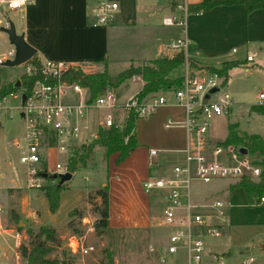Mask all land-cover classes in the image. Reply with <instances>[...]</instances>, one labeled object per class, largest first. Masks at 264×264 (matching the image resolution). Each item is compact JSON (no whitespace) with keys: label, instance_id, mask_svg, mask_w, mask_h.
<instances>
[{"label":"crops","instance_id":"obj_1","mask_svg":"<svg viewBox=\"0 0 264 264\" xmlns=\"http://www.w3.org/2000/svg\"><path fill=\"white\" fill-rule=\"evenodd\" d=\"M98 1L33 0V4L20 12L23 21L17 33L24 34L26 42L36 49L41 61H64L77 65L96 62L103 68L106 65L109 69L111 58L121 55L124 56L118 58L120 62L126 65L131 62L128 68L131 65L139 66L150 60L175 55L169 49L172 42L167 45L163 43L160 37L163 35L162 32L151 28L144 29L145 24H139L138 0H108L117 3L118 10L114 21L106 25L94 24ZM145 1L149 2V0ZM201 1L168 0V8L176 12ZM180 38L190 42L193 58L206 65L238 61L241 62L240 65L234 67L238 68L245 62L254 63L255 58L254 62L247 61V57L252 54H255V57L257 54L261 55L262 60L258 63L264 64V8L248 14L242 5L221 6L202 14L187 15L185 27L183 30L180 28L177 40ZM113 41H115L114 44ZM251 47L254 52H248L245 61L235 58V55ZM111 48L114 49L113 52L110 51ZM234 68L229 71L228 77ZM130 81L139 84L136 95L141 90L143 81L141 77H135ZM135 95L129 97L127 101ZM166 97L167 104L158 107L150 117L138 120L136 125L138 147L131 155L121 163H116L117 153L106 157L103 152H100V162L106 167V177L100 180V187L90 185L87 191L78 193L72 192V187L68 185V189L61 193L60 209L73 210L80 207L91 190L108 184L109 227L122 231L153 230L152 203L156 204L159 200L155 196L164 192L153 191L148 194L144 189V182L149 178L170 177L172 167L184 163L183 150L187 146V134L182 125L166 127L168 120L183 122L185 109L174 102L173 92L167 93ZM160 136L163 137L162 140ZM209 140L212 144L224 141H214L212 138ZM152 151H155L156 155H152ZM172 158L173 165H171ZM9 165L4 169L6 176ZM24 168L25 179H27V168L25 166ZM11 178L12 186L0 188V228H3V221L7 220L6 215L10 210V213L15 211L16 216L26 225L34 223L39 227L44 226L39 221V212L34 209L36 205L24 198V191L27 188L22 187L16 177ZM231 180L218 192L227 191L226 199L230 205L232 202L237 204L242 202V206L244 204L249 206L248 208L252 211L251 216L258 218L260 222L254 226H241L234 224V221V225L231 222L230 227L223 229L220 237H207L204 264H246L251 258L254 261L249 264H264V208L259 209L264 202L250 205L243 189H230L237 182V180ZM37 198L44 206L42 197ZM208 199L205 198V200ZM212 200L196 204H207ZM232 214L233 212L231 217ZM157 222L160 223L161 220ZM236 229L240 231L234 234ZM5 232L11 231L5 230ZM0 235H2L1 230ZM20 238V234H17L14 244L16 247L19 245ZM255 243H259L261 254H254L255 257H253L249 252L245 255L243 252L250 251L249 249L253 248ZM165 248L166 246L158 251L157 260L159 257L166 256V264H187L185 250L182 249L176 255L167 256ZM0 249L7 250L5 247L2 248L1 242Z\"/></svg>","mask_w":264,"mask_h":264},{"label":"built area","instance_id":"obj_2","mask_svg":"<svg viewBox=\"0 0 264 264\" xmlns=\"http://www.w3.org/2000/svg\"><path fill=\"white\" fill-rule=\"evenodd\" d=\"M31 4L33 0H0V7L5 6L10 11L23 10ZM117 10V3L99 0L94 24L111 23ZM179 13L180 16L164 18L163 24L177 25L183 30L188 15L186 7L181 8ZM169 49L173 53L184 51L187 56L191 44L180 38L172 42ZM14 55L13 48L8 52L7 58H0V65L12 60ZM254 58L255 54L249 55L247 61L254 62ZM30 61L24 64V75L35 79L31 90L27 93L20 84L21 89L10 95L21 100V117L26 128L24 136L14 142V147L19 152L20 163L27 168L30 188L41 189L44 186V173L60 175L70 172L69 159L76 149L81 144L87 145L96 139L101 127H112L116 121L114 113L117 110L127 114L137 107L139 118L143 119L168 103L166 95H161L151 97L153 101L150 103L144 100L139 104L131 98L120 104L113 90H107L92 99L89 89L67 78L77 64L47 60L41 61L37 66ZM206 81L199 76L186 74L182 87L173 92L174 102L185 109V119L181 123L168 120L166 127H184L187 134V146L183 150L184 163L174 166L172 175L168 178H149L144 182L146 193L164 192L165 204L160 220L165 226L173 228L169 244L165 248L167 256L176 255L183 249L187 253V264H204L206 238L220 237L227 225V205L223 201L216 199L207 204L191 201L192 181L195 179L207 184L217 179H254L262 173L249 154L240 153L239 147L210 142L207 135L209 122L215 116L227 114L233 101L227 94L220 96L219 102L206 101L204 98L208 91L217 87L215 81L209 80L208 90ZM23 95H26L25 101ZM259 100L264 103V90L259 93ZM99 111L105 114L103 121L97 116ZM119 125H122L121 121ZM83 134L87 135V139L78 143ZM52 150L56 155L65 158L57 161L53 167H48L43 162L45 155ZM151 153L156 155L155 151ZM85 220L87 219H83V222ZM67 248L72 256L88 257L96 252L93 245L86 244L83 236L75 234L68 237ZM253 261L251 258L246 264ZM155 264H166V256L159 257Z\"/></svg>","mask_w":264,"mask_h":264},{"label":"rangeland","instance_id":"obj_3","mask_svg":"<svg viewBox=\"0 0 264 264\" xmlns=\"http://www.w3.org/2000/svg\"><path fill=\"white\" fill-rule=\"evenodd\" d=\"M20 12L21 10L10 11L5 6L0 7V58H7L8 51L14 48L9 41L8 34L1 31V28L6 27L5 25L7 23H13L16 31L19 33L20 24L23 21ZM173 16H180V13L179 11L172 12V10L168 8V0H149V2H146L145 0H138L139 24L141 25L144 23V29L151 28L153 30L156 29L160 33L162 32L163 35L160 37L163 39V43L166 45L176 41L178 35L180 34V27L177 25H163L164 18ZM114 42L115 41H113V44ZM149 44H151V42H149ZM110 51L113 52L114 49L111 48ZM248 52H254L252 47L248 50L245 49L244 51L235 55V58L245 61V57ZM123 56L124 55H121L117 58H111V66H109L108 72L112 76H117L130 65L131 62L126 65L118 60V58H123ZM187 56L193 58V51L190 50ZM115 59L116 62H114ZM261 60L262 56L257 54L254 63L245 62V64L242 66L234 68L229 74V84L226 86H221V79L205 70L206 64L204 62L197 61L198 66L202 67H197L196 65L197 68H195L191 67L189 64H186V66H181L173 72V76L177 77L190 74L193 76H199L203 79V81L207 80L206 87L208 90L210 89V85L207 86L208 81H215L217 87L220 88V91L212 95L210 101L213 103L219 102L220 96L227 94L231 97L233 106L229 108L227 114L224 113L220 116H215L209 122V126L207 127V135L209 138H212L214 141L224 140L229 132L230 124H236L238 126L237 130L241 135L256 134L264 138V114L251 111V107L253 105L261 103L259 100V93L264 89V64L258 63V61L261 62ZM76 66L88 74L100 72L104 69L96 62ZM24 74V65L16 67H6L4 65H0V89L3 86L17 82L18 80H22V76ZM138 90L139 84L127 81L120 87L114 89L113 92L117 97L118 102H120V104H124L127 102V99L132 95H135ZM161 95L166 94L158 93L156 95H152V97H159ZM150 98L147 99L148 103L153 101V99ZM20 107L21 100L17 98L14 99L10 95L0 104V188L12 186L13 183H11V177H16L18 179V183H20L22 187L24 186V188H27L24 191V198L29 199L30 202L36 205L37 209H34L39 212L38 218L40 223H42L44 226L58 228L57 234L59 236V240L61 241V245L56 249V251L52 252L49 257L52 260H58V264L157 263L156 257L158 255V251L163 249L165 246L167 247L169 244V236L173 229L163 225L162 221L160 223L157 222V220L162 218V207L165 204L164 193L160 192V194L157 195L153 194L156 195L155 198L162 200L161 206L157 204L154 205V216L152 217L153 230L122 231L120 233H109L105 236H97L94 226L100 218L96 211V208L101 205L102 202V199L97 194L100 188L91 190V192H89L86 196L84 203L80 207L75 208L82 211L81 216L70 218L69 213L74 209H60L61 203L57 212L52 213L49 208L48 200L43 194L42 190L38 188L27 187V179H25L24 175L25 168L20 163V155L14 148V141L16 139L22 138L23 134H25L26 128L25 122L21 117ZM122 112L123 113L121 114L120 121L121 123H124L126 113L124 111ZM104 115L105 114L102 111L97 113L100 121H103ZM151 115L152 113L149 114L147 118ZM85 139H87V135L83 134L81 139H79L77 142L82 143L85 141ZM160 139L162 140L163 137L160 136ZM83 145L84 144H81L75 152L82 154L83 151L81 150L84 148V146H86ZM99 156L100 152H95L87 161L86 166L83 165L76 172L72 173L73 179L68 182V185L72 187V192H85L90 185H97V187H100V180L106 177V167L100 162L101 160ZM64 158V156L56 155L52 150L45 155L43 163L48 167H53L57 161H63ZM250 158L253 161L251 156ZM171 161L172 164H170L173 165V158ZM8 164L10 165L7 168L8 175L6 176L4 174V169L6 166H8ZM262 170L263 168H261V172ZM16 174H18V176H15ZM50 176L52 175L47 174V178L44 180L43 185L49 183L48 179ZM231 181V179H217L206 184L200 180L194 179L192 181L190 191L191 201L193 203H205L206 201H209V199H218L223 201L227 205L225 209L227 212L226 227H230L231 222L233 224L234 221V224L241 226L257 225V223L260 221L258 218L251 216L252 211L248 208L249 206H244L245 204L242 206V202H239L238 204L236 202H232L231 206L226 199L228 195L227 191L225 190L224 192H218L220 188L223 186L225 187ZM38 196H41L44 200V206L42 202L38 201ZM205 198L209 199L205 200ZM249 204L252 205L251 203ZM263 208L264 204L259 207V209ZM10 211H7V220L3 221V228H0L2 231V235H0L2 248H7V250L0 249V258L2 259L0 264H27L25 260L28 256L26 258L22 256L23 247L26 246L28 248L29 255L32 249V244L35 242L34 235L37 234L40 227L34 223L31 225L27 223L28 225H26L19 217H14L15 211H12L11 213ZM232 212V217L235 216L234 218L231 217ZM85 218L87 220L83 222V219ZM72 221L73 225L70 227L69 224ZM20 223L22 226H20ZM74 228L80 230L81 233L75 234L73 231ZM5 230H10L11 232L6 233ZM29 230H33L34 234L29 235ZM238 231L240 230H234V234ZM17 234H20L21 238L19 245L16 247L14 244ZM73 234L83 236L86 244L93 245L96 248V252L88 257H80V255L72 256L67 248V239ZM41 243L43 244V239L41 240ZM251 244L252 243H250V245ZM253 246V248L251 247V249H249L250 251L245 249L246 251L243 253L248 255V253L251 252L253 257H255L256 254H261L259 243H255Z\"/></svg>","mask_w":264,"mask_h":264},{"label":"trees","instance_id":"obj_4","mask_svg":"<svg viewBox=\"0 0 264 264\" xmlns=\"http://www.w3.org/2000/svg\"><path fill=\"white\" fill-rule=\"evenodd\" d=\"M242 5L245 7L248 14L261 10L264 8V0H202L197 4H190L186 7L188 15L202 14L211 11L214 8L221 6H235ZM192 50V49H190ZM31 63L40 65L41 60L36 55ZM238 61H227L220 65H205V70L212 75H216L221 79V86H226L228 82L229 71L240 65ZM191 65V67L198 66L197 61L191 57L186 56L184 51L176 53L172 57H165L147 61L139 66L131 65L129 68L122 71L117 76H112L108 72V68L105 65L103 71L95 73H85L81 68L74 67L68 74V80L74 83H78L83 88H87L90 91L92 99H96L100 95L104 94L107 90H114L120 87L127 81H130L134 77H141L143 86L141 90L133 97L140 104L144 100L147 101L152 95L158 93L167 94L176 92L180 89L184 83L185 76L174 78L173 72L181 67ZM197 65V67H196ZM35 79H29L25 75L22 76V80H18L21 86H24L28 93L34 83ZM17 82H13L0 89V102L6 99L9 95L17 92L20 87H17ZM251 111L264 114V103L253 105ZM121 110H117L115 115V124L112 127H101L98 132V136L90 144L84 146L81 150L82 154L75 152L69 159V171L71 173L76 172L83 165L86 166L87 161L95 152H103L106 157L117 153L118 157L116 163H121L138 147L136 125L139 118L138 108H132L130 112L126 114L125 122L119 125L121 120ZM236 124H230L229 132L226 139L219 144L235 145L239 148H246L248 154L253 158V163L256 166L263 168L261 175L258 179L242 178L237 180L230 189L241 188L245 191L248 202L251 204H259L264 202V138L260 135H241L237 130ZM50 176L46 185L41 190L48 200L49 208L52 213L57 212L60 206V196L63 191L68 189V183L59 186L58 180H55ZM98 196L102 199L101 205L96 209L100 218L96 222L94 228L97 236H105L109 233H120L122 230L112 229L109 227V186L108 184L101 187L98 192ZM164 201V200H163ZM157 205H162V200L157 201ZM152 203V217L154 216V205ZM82 211L74 209L69 213V217L81 216ZM17 217L16 214L14 216ZM70 227L73 225V221L70 222ZM75 234H80L81 231L74 228ZM29 235H33V230H29ZM35 242L32 244V249L28 257L26 258L27 264H58V260H52L49 255L56 251L61 245L57 229L51 226H41L36 235H34ZM43 239V244L41 240Z\"/></svg>","mask_w":264,"mask_h":264},{"label":"water","instance_id":"obj_5","mask_svg":"<svg viewBox=\"0 0 264 264\" xmlns=\"http://www.w3.org/2000/svg\"><path fill=\"white\" fill-rule=\"evenodd\" d=\"M1 31L5 32L9 36V41L11 45L14 47L15 55L12 60H7L3 65L6 67H16L20 65H24L28 61L32 60L36 55L37 51L35 48L30 46L24 37V34H18L16 28L13 23H9L8 26L1 28ZM17 87H20V82H17ZM220 91L219 87L212 88L208 91L205 96V100L209 101L213 94L218 93ZM26 95H23V101H25ZM240 153L242 155H247L248 150L246 148H240ZM72 173L67 172L65 174L55 175L53 178L58 180L59 186H62L72 179ZM42 177L47 178V174H42ZM22 226V224H20ZM264 248V246H263ZM22 256L26 258L28 256V248L26 246L23 247Z\"/></svg>","mask_w":264,"mask_h":264}]
</instances>
